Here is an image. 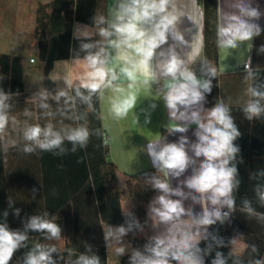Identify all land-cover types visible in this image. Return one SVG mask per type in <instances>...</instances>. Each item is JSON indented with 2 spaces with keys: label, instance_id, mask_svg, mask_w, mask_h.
Listing matches in <instances>:
<instances>
[{
  "label": "clouds",
  "instance_id": "9594fccd",
  "mask_svg": "<svg viewBox=\"0 0 264 264\" xmlns=\"http://www.w3.org/2000/svg\"><path fill=\"white\" fill-rule=\"evenodd\" d=\"M234 12H226L215 25V43L223 53L240 52L247 44L250 50L253 37L260 35L261 28L254 21L261 12L251 0H237ZM188 16L183 0H108L106 10H97L92 18L93 26L78 25L74 36L81 39L79 50H74L73 62H83L84 71L74 81L67 76L64 87L54 93L41 88L34 93L20 112H14L12 94L0 90V142L5 152L15 148L25 155L49 152L57 156L87 149L92 137L102 139L107 146L103 127H91L89 115L103 121L105 112L114 121H122L133 114L141 90L145 89L162 98L171 122L169 133H181L177 142L165 139L149 140L143 149L151 159L156 174L145 183L157 196L149 203L148 218L154 229H161L151 236L143 250L131 248L123 238L130 232H144L145 225L122 209L128 219L126 226L103 225L104 240L108 250L120 257L131 252L129 264H205V257L214 249L225 247L223 238L209 231V227L224 224L236 210V193L241 180L237 168L240 148L234 141L241 133L232 115L231 106L223 99L206 109V94L212 91V79L229 65L221 66L201 56L189 58L192 44L185 39V31L179 27L181 17ZM98 37V39H94ZM173 43L169 44V40ZM87 40L89 42H83ZM168 45L166 48L162 46ZM180 49V51H177ZM259 52L264 53V46ZM241 55L243 53L241 52ZM200 62L199 72L193 64ZM241 112L248 121L264 119V82L255 83L257 71L245 64ZM154 86H158L155 87ZM50 101L55 102L53 107ZM100 105V109L96 106ZM155 109L156 104L150 105ZM146 111V110H144ZM42 122V123H41ZM150 122L146 116L145 123ZM195 125V142L186 135ZM66 142L71 147H66ZM191 153V154H190ZM78 159L77 163H82ZM191 175L179 180L176 187L171 180L180 178L186 170ZM255 205L264 208V169L252 172ZM40 187L43 185L40 183ZM187 189V191H185ZM38 189H32L35 199ZM52 195H55L53 190ZM173 197H176L175 199ZM200 204L202 211L194 214L184 202ZM13 201L9 198V207ZM226 208L227 211H222ZM240 211L249 220L264 226V212L258 211L253 199L244 198ZM20 209H14L19 216ZM6 218L8 212H4ZM58 216L48 210L31 215L23 223V230H11L6 222L0 223V264H10L14 253L29 248L18 264H101L91 245L74 258H67L53 241L62 239V229L56 222ZM147 224V221H145ZM29 232H38L41 240H33ZM240 235L229 241L231 250L225 255L215 251L211 264H264V255L254 243L239 244ZM201 241L206 242L201 247ZM58 254V259L53 254Z\"/></svg>",
  "mask_w": 264,
  "mask_h": 264
},
{
  "label": "trees",
  "instance_id": "16d2710c",
  "mask_svg": "<svg viewBox=\"0 0 264 264\" xmlns=\"http://www.w3.org/2000/svg\"><path fill=\"white\" fill-rule=\"evenodd\" d=\"M217 1L206 0L205 3L206 51L207 57L212 56L214 61H217L215 43V25L218 22ZM97 4L98 0H53L37 10L35 45L43 67L44 86L48 91L54 93L57 90V84L51 79L55 65L72 60L74 50H79L82 41L74 38V23L92 27ZM262 35L264 36V31ZM83 42L89 41L83 40ZM0 90L11 93L14 101H25L32 96L25 95L22 58L7 54L0 55ZM50 103L55 107L54 101ZM96 106L99 110L98 102ZM18 108L21 111V108ZM231 110L234 118L238 116L244 118L240 108H231ZM89 120L91 127H103L102 121L96 119L94 114L89 115ZM252 122L253 124L249 123L248 127L238 129L241 135L234 141L240 148L237 168L241 180L239 191L236 193V210L224 224L217 222L209 227L210 232L223 238L226 246L214 249L205 257V264H211L215 251L227 255L231 250L229 241L240 235L243 236L239 241L241 246L245 243H254L264 255V226L255 220H249L239 208L241 200L249 198L253 199L258 211L264 212V208L255 205L253 193L255 182L250 180L252 172L264 169V119ZM66 147L70 148L71 144L66 142ZM26 159H30L31 166L25 168L24 179H12L8 183L19 184L20 193L13 196L21 195L24 199L19 216L15 215L10 219L8 215L6 218L3 215L7 209L9 189L5 182L4 166H0V223L6 222L11 230L22 231L23 223L28 217L48 210L50 214L57 215L63 223L65 246L61 251L66 258L70 251L74 253L75 258L79 253L86 251L85 245H91L93 252L99 256L101 264H108L103 225L126 226L128 217L122 210L124 201L131 204L129 212L134 214L146 228L148 204L157 192L145 181L149 176L156 174V170L127 177L126 190L120 192L117 169L109 161L108 145L103 146L102 139L96 137L91 138L87 149L78 150L75 154L57 156L49 152H37L26 155ZM78 159H82L83 162L77 163ZM34 164L36 165L33 166ZM13 168L17 170L16 166ZM40 183L43 188L40 187ZM33 188L38 189L35 199L32 198ZM53 190L55 195H52ZM29 236L33 240L42 239L38 232H29ZM149 238L142 236L139 231L127 235L131 248L140 250H143ZM200 246L205 247L206 242L201 241ZM30 247L31 245L29 248L17 250L10 264H18ZM130 254L131 252L123 255L119 264H129ZM53 258L58 259V254L54 253ZM60 264L63 262L61 261Z\"/></svg>",
  "mask_w": 264,
  "mask_h": 264
},
{
  "label": "crops",
  "instance_id": "0c3cea01",
  "mask_svg": "<svg viewBox=\"0 0 264 264\" xmlns=\"http://www.w3.org/2000/svg\"><path fill=\"white\" fill-rule=\"evenodd\" d=\"M3 1V0H2ZM53 0H6L7 4H0V9L5 8L8 14L12 17L13 20H20L19 18H23L25 20L30 21L31 25L36 24V13L37 10L42 5L50 4ZM1 2V0H0ZM237 2V0H218V22L221 19L222 15L226 12H234L235 8L233 5ZM108 0H98L97 10L104 11L106 10ZM205 3L206 0H183V4L185 6V11L192 18V20L198 25L197 27L192 20L188 18V16L181 17L180 29L182 31L186 29H191L190 32L185 31V39L191 42L193 36L196 34L192 44V51L188 53L189 58L199 59L201 56H207L206 51V19H205ZM252 6L259 9L261 12V16L258 20L254 21L261 28V33L258 36L253 37L251 41V49H248V45L245 44L242 46L240 52L236 50H232L231 54L228 52H221L217 48V61H214L212 56H210V60L217 64L218 68L221 66L222 57H226L223 63L229 65V68L225 70V72L220 71L218 73L217 78L212 79V91L210 94H206V102L204 103V107L206 109H210L213 107L219 99H223L225 103L230 104L231 108H240L241 104H238L237 101L241 100L243 97V91L246 85L243 83V76L246 74L245 72V64H250V67L257 71L258 78L255 83L264 82V53L259 52L261 46H264V36L262 35L264 31V0H251ZM21 18V19H22ZM78 25H83L80 23H74V32ZM75 38V36H74ZM98 39V37H94ZM77 39V38H76ZM173 43L171 39L169 40V44ZM36 46V45H35ZM168 45L162 46L166 48ZM180 51V49H177ZM241 52L243 55H241ZM5 53H0V55ZM10 55V54H7ZM18 56L23 60V68H24V81H25V95L31 96L34 93L38 92L41 88L45 89L44 80H43V70L41 72H36L32 68L28 67V63L26 59L21 57V55H12ZM30 60L29 63L35 65L36 62H32ZM74 63L73 61H64L59 62L55 65V69L51 74V79L53 80V74L56 72V67L63 63ZM193 69L196 70V74L199 76V68L200 62L197 61L193 64ZM54 81V80H53ZM57 84V89L61 88L57 81H54ZM155 87L158 86H154ZM15 96V95H14ZM19 96V95H17ZM13 98V96H12ZM25 101H14L11 100V103L14 105V112H20L25 108L29 107V105ZM156 104L155 109H152L150 105ZM17 106V107H16ZM16 110V111H15ZM146 110V111H144ZM135 114L139 116L138 124L133 118V114L130 113L128 118L122 121H114L110 117L107 116L105 112V119L102 121V126L105 131V136L108 140V148H109V161L114 164L117 169V177H118V188L120 192H124L126 190V178L140 175L146 171L156 170L152 163L150 157L147 155L143 149L147 147L149 140L155 139H165V142H177L179 137L182 135L181 133H169L168 131L171 129L173 122H171L168 110L163 102L162 98H155L154 94L151 92L142 89L140 97L138 99V105L134 110ZM146 116L150 117V122L145 123ZM235 119V123L238 129L248 127L249 123L253 124V122H249L245 118L238 116ZM195 125H192L188 132L183 134L186 135L190 141L195 142ZM17 150L15 148H9L7 152H5L2 148V142H0V166H4V177L5 182L8 184L12 179H24L25 168L31 166L29 163L30 159H26V155L23 153L17 154ZM191 154V153H190ZM34 164L33 166H35ZM14 166L17 167V170H14ZM39 166V165H38ZM20 167V169H19ZM157 171V170H156ZM192 169L189 168L186 170L184 175L180 178H174L171 180L172 186L176 187L179 184V180L186 178L191 175ZM14 184V185H13ZM11 185L8 184L7 194V209L8 218H14V209H20V206L24 202L23 196L17 195L13 196V194L20 193V185L13 183ZM187 191V189H185ZM159 193L155 194L150 202L157 196ZM9 198L12 199L13 204L12 207H9ZM174 199L176 197H173ZM149 202V203H150ZM29 203V202H28ZM185 207H191L194 214L202 211V207L200 204H192L191 200H186L184 202ZM124 208H128V212L130 211V203L128 201H124L122 206ZM149 206V204H148ZM226 208L222 209L224 211ZM123 210V209H122ZM124 213V210H123ZM148 214V208H147ZM61 229H62V239L60 241H53L57 246L62 250L65 246L64 243V228L63 223L60 219L56 221ZM151 220L147 215V225L142 233V236H154L161 229H154L152 226ZM42 241V239H40ZM43 242V241H42ZM130 252V251H129ZM108 253V264H109V250L107 248ZM128 254V253H126ZM122 257V256H121ZM120 257V258H121Z\"/></svg>",
  "mask_w": 264,
  "mask_h": 264
},
{
  "label": "rangeland",
  "instance_id": "374dc122",
  "mask_svg": "<svg viewBox=\"0 0 264 264\" xmlns=\"http://www.w3.org/2000/svg\"><path fill=\"white\" fill-rule=\"evenodd\" d=\"M0 4H7V2L6 0H1ZM21 18H19L20 20H13L5 8L0 9V53L21 55V57L26 59L29 64L28 67L39 73L41 72V69L43 70V67L41 61L39 60L38 51L35 46L36 41L34 34L36 24L31 25L30 21ZM30 60H33L36 64H30ZM83 71L84 67L82 61L71 64L65 62L56 67L53 79L67 76L75 81ZM56 81L59 83L61 88L65 86L63 80ZM129 206L131 209V204ZM126 210H128V208ZM123 240L126 244H128L127 235L123 238ZM120 257L115 256L109 250V264H119Z\"/></svg>",
  "mask_w": 264,
  "mask_h": 264
},
{
  "label": "built area",
  "instance_id": "2783aa9c",
  "mask_svg": "<svg viewBox=\"0 0 264 264\" xmlns=\"http://www.w3.org/2000/svg\"><path fill=\"white\" fill-rule=\"evenodd\" d=\"M33 62V61H32Z\"/></svg>",
  "mask_w": 264,
  "mask_h": 264
}]
</instances>
